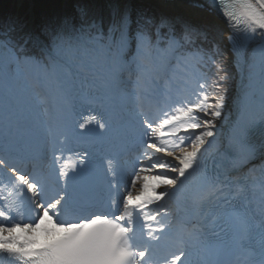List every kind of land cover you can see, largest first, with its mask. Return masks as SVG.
Here are the masks:
<instances>
[{"label":"snow or ice","instance_id":"snow-or-ice-1","mask_svg":"<svg viewBox=\"0 0 264 264\" xmlns=\"http://www.w3.org/2000/svg\"><path fill=\"white\" fill-rule=\"evenodd\" d=\"M214 3L230 25L231 34L224 39L234 49L241 36L264 42V0ZM185 49H195L210 71L198 79L190 95L146 107L142 103L146 76L151 74L155 83L169 56L183 62L179 53ZM0 55L16 69L38 68L42 81L37 83H47L61 94L77 82L80 87L84 82L94 87L100 79L131 85L142 146L130 180L132 189L142 180L140 189L135 195L131 190L124 195L109 160L106 202L97 200L92 186L80 181L85 160L79 154L75 161L64 156L72 149L55 137L52 169L44 177L35 171L22 174L11 153L0 154V175L19 182L12 183L14 199H9L12 191L7 185L0 184V264H177L189 256L194 257L191 264H264V112L239 130L235 156L226 157L221 170L203 173L205 190L195 196L201 211L198 219L189 221L191 231L175 232L170 220L174 214L168 207L148 210L150 203L183 187L201 166L204 146L211 143L208 138H215L212 129L222 115L227 74L209 27L119 8L105 20L82 0L75 17L45 25L39 32L25 31L15 20L0 21ZM37 95L41 106H46L48 97ZM85 113L79 115V129L93 124L106 129L101 113L94 109ZM169 147L179 149V154L173 156ZM161 169L168 172L151 174ZM160 185L169 188L157 192ZM6 190L8 195L3 194ZM174 232L176 243L187 236L198 253L170 251L168 242ZM224 256L234 259L225 261Z\"/></svg>","mask_w":264,"mask_h":264},{"label":"bare ground","instance_id":"bare-ground-1","mask_svg":"<svg viewBox=\"0 0 264 264\" xmlns=\"http://www.w3.org/2000/svg\"><path fill=\"white\" fill-rule=\"evenodd\" d=\"M198 0H179L178 4H175L172 6V9H179V7H185L188 5V3L190 2H195ZM201 1V0H199ZM253 3H255V0H253ZM190 9V8H189ZM190 12H192L195 16L202 18L205 14L202 12H198L194 7L191 6ZM213 16H215V18H222L223 20H221L220 22V26L222 27V35H223V40L226 43V45L228 46V49L230 50V56L233 59L234 53H235V49H233L231 43H229L226 39H224V37H226L227 35L231 34L230 33V25L226 19L225 16L220 15L219 12H216ZM241 38V37H240ZM262 42L258 37H256L255 39H253L252 41H247V42H242L243 43V53H244V59L245 61H247V63L254 61L251 57L250 54L254 52V50L256 49V45L258 43ZM165 66V65H164ZM231 67L233 68V71L236 73V76L239 74L238 71V64L235 65L234 62H232ZM247 71H250L248 69H246ZM238 77V76H237ZM101 81H103V79H100ZM237 84L239 83V81H236ZM116 85H111L110 84V88L115 89ZM109 88V87H108ZM233 88H235V91L233 92V96L231 98L235 100L239 99V97H241L242 95V91L243 89L240 88V86H235L233 85ZM174 87L168 89V90H161L160 92L151 89L154 93L156 94H163L162 97L163 101L161 102L160 105H164L166 103H170L171 100L173 99H178V97L176 96L175 92H174ZM47 90V89H46ZM76 88L73 85H70L67 87L66 91L61 94V93H57L55 91V89L50 86L49 89L47 90V96H48V103L46 106L41 107V105L39 104H34V102L30 101L29 98H24L22 99V101H19L16 103L15 99L11 98V97H5V98H0V129L3 130H12V129H17L18 126H20L21 124H27L29 123V121L31 122H35L36 124H41L44 129L47 131L48 135L50 136V142H51V146L53 147V138L55 137L57 140L62 141L63 144H65L66 141V134L64 133L65 131V126H64V122L69 119L70 117V105H72V93H76ZM45 109V110H42ZM235 109V106L232 107V110ZM135 117L139 118L137 113H135L134 115ZM118 117V116H117ZM114 117L112 119H110L112 122H115L116 118ZM229 121H231V115L230 117H228L227 119L224 120L225 124L224 127L229 123ZM223 135V133L221 134V136ZM220 134H218V136H216L214 139L213 138H209L208 140L211 141L210 144H206L204 147L206 148V153H213L216 152V149H218L219 144H220V138H219ZM57 147H59L60 145H56ZM49 174L48 170H46L44 172V176H47ZM166 190V189H165ZM175 195V194H174ZM171 196V197H165L163 200L160 201V203H150L148 205V210L149 211H155L157 210V205L161 206V207H168L170 212L174 213V208L171 206V199L174 198L175 196ZM51 214V213H50ZM174 217V215L172 216ZM170 218L173 229L175 230V232H178L182 235L181 230L179 229V226L177 225V218H175V224L173 221V218ZM55 219V218H54ZM159 219V217H158ZM57 223L59 222L58 220L56 221ZM155 226V225H154ZM137 227H139V223L137 222ZM175 232L173 234V238L168 242L169 244V250L175 252L177 255H179L178 248H179V243L175 242ZM41 239H43V236L41 234Z\"/></svg>","mask_w":264,"mask_h":264},{"label":"rangeland","instance_id":"rangeland-1","mask_svg":"<svg viewBox=\"0 0 264 264\" xmlns=\"http://www.w3.org/2000/svg\"><path fill=\"white\" fill-rule=\"evenodd\" d=\"M22 2V0H17V2ZM153 3V6L155 8L159 9V13L160 15H167V16H172V17H176V18H184L185 20L200 25V26H205V27H209L216 39V41L219 43L220 46V51H222L223 53V59H224V67L226 70V74H227V81L230 83L231 87H233V85L236 83L235 82V72L233 71V68L231 67L232 65V58L230 56V50L228 49V46L226 45V43L223 40V35H222V27L220 26V22L218 21L217 18L213 17H209V16H203L202 18L195 16L192 12H190L189 6H185V7H179V9H172L169 8L168 10H163L162 8L159 7V2L160 0H149ZM129 3H127L126 5H124V8H128ZM182 57V56H181ZM178 62V60H177ZM178 70L172 72L171 74L173 75V79L176 81L172 83V86H180L183 87L182 90H176L180 93L178 96H180L179 98H181V94H185V95H190L191 92L193 91L192 89L187 87V84H185V82H181L182 78H187L186 73H184L186 70V67L182 65V62H178ZM182 68V69H181ZM16 73L13 74L9 69H8V63L6 62L5 58L2 57L1 61H0V98H5L6 96L9 97H14V99L20 100L23 98H28L30 100H34L35 104H40L39 103V97L37 94H35L33 92L34 89L33 86L30 85L31 80L27 79L28 74H33L32 70H34V68L32 67H28V68H21V69H16ZM193 73V79H191L192 83H196L198 81V74L195 73L194 71ZM224 74V73H223ZM39 73L36 75L38 76ZM40 76V75H39ZM149 78L151 79V75H149ZM152 80H150L149 82H151ZM148 82V84H149ZM174 84V85H173ZM154 86V85H153ZM158 87H162L161 85H158ZM167 89V87H163V90ZM232 89V88H231ZM232 96V92L230 97ZM41 105V104H40ZM230 113V110H227L226 114L224 115L226 117H228ZM223 118V119H224ZM221 132V128H219L218 130L215 131V137L218 136V134H220ZM178 135H181L180 133H178ZM211 138V137H210ZM156 142V141H153ZM187 144V142H185V145ZM168 151L173 152V156H175L176 154H179V149H176L175 151H173L172 148L169 147ZM158 156H162L164 154L162 153H158ZM141 162L142 163H147L146 161L143 160V157H140ZM168 159H172L171 157H169ZM175 166V165H174ZM138 167L136 169V171H138ZM168 172V170L166 169H161V170H156L155 173H151V174H160V175H164ZM133 173V172H132ZM145 174H149V173H141V176L145 175ZM132 178V177H131ZM131 178L128 180L126 187H127V191L131 190L133 192V195L136 194V192L140 189V186L142 184V180L141 181H137V188L136 189H132L131 188V184H130V180ZM169 186L166 185H160L159 188L156 189L157 192H159L160 190H168ZM126 191V194H127ZM153 203H160V201H154Z\"/></svg>","mask_w":264,"mask_h":264},{"label":"trees","instance_id":"trees-1","mask_svg":"<svg viewBox=\"0 0 264 264\" xmlns=\"http://www.w3.org/2000/svg\"><path fill=\"white\" fill-rule=\"evenodd\" d=\"M119 1L121 0H87V3L92 8L93 12L99 16H102L105 20H108L114 9H117ZM131 5V11L135 14L136 12H147L148 14L160 16L158 9L152 6V2L147 0H129ZM13 0H0V21L3 20H15L23 26L25 31H29V24H27L28 9H32L35 15V23L37 24L36 32L49 24H55L62 20L63 15L67 17H75L77 14V7L82 0H22L21 6H13ZM182 19V18H181ZM184 20V19H182ZM185 54V60L189 62L191 67H195L198 73L204 75L208 73L210 69L196 54V50L185 49L181 52ZM179 53V54H181ZM194 53L193 58H189L188 55ZM223 75V73H221ZM223 95H224V106L221 110V117L215 121V127L213 131L221 125V119L224 117L228 110L229 98L231 95V85L225 80L223 82ZM191 132V130H189ZM184 134V133H182Z\"/></svg>","mask_w":264,"mask_h":264}]
</instances>
